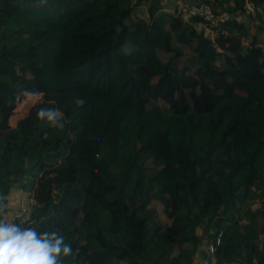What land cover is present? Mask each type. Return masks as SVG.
I'll list each match as a JSON object with an SVG mask.
<instances>
[{
	"label": "trees",
	"instance_id": "16d2710c",
	"mask_svg": "<svg viewBox=\"0 0 264 264\" xmlns=\"http://www.w3.org/2000/svg\"><path fill=\"white\" fill-rule=\"evenodd\" d=\"M199 1L229 14L212 34L159 0H0V223L31 191L19 228L63 237L58 264H192L203 224L222 229L205 264H264V199L237 218L264 193V41L245 0Z\"/></svg>",
	"mask_w": 264,
	"mask_h": 264
},
{
	"label": "rangeland",
	"instance_id": "374dc122",
	"mask_svg": "<svg viewBox=\"0 0 264 264\" xmlns=\"http://www.w3.org/2000/svg\"><path fill=\"white\" fill-rule=\"evenodd\" d=\"M159 1L162 5L161 10H159V11L175 14V11H176L175 9L178 8L183 2H185V1L198 2L199 0H159ZM245 4L249 7L248 11H250V13H252V19H250V20L248 19L249 21H248L247 25L250 27L251 30H255L256 25H259L260 32H259L258 36L261 39H263V41H264V16L263 15L258 16L257 13L254 12L255 7L248 0H245ZM132 14L134 16H142V17L147 18L148 17V10H147L146 6L142 5V6H139L136 10H134V12ZM185 18H186V16H185ZM216 21L217 20H215V22ZM215 22H212L211 26H200V25H196V26L199 29H200V27H202L204 32H206V33L209 32L212 34L211 28L216 26ZM186 53H189V52H186ZM185 59H186V56L182 57L179 60V62L177 63V65H181L185 61ZM72 65H73L72 61L67 60L64 64L65 70L69 69ZM40 97H41V93L27 94L25 96V98L21 101V103H19L15 107V109L13 110V113L10 115V117L8 119L9 124L11 126H13L15 124V121L18 118L22 117L27 112L28 108L32 104H34L37 100H39ZM162 152H163V150L160 149V153H162ZM14 189H16L17 191H14L13 194L11 193L12 195L10 194L12 196V198L8 202H6V204H5V207H8L9 210L5 211L3 216H2L1 222L4 224H14V223L10 222V218H11L13 211L15 209H17L18 200H19L20 196H26L28 193L29 194L32 193L31 191H27V190L26 191L20 190L19 187H15ZM18 190H20V191L18 192ZM248 198H249L248 203L244 202L241 204L240 212L237 215L238 222H239L238 224H241V225L244 223H248L250 221V219L242 217V214H243L245 209L246 210L249 209L251 212L255 209H258V211L263 210L262 209V201L264 199V193H262L260 189H256V188L252 189ZM148 206L152 207L154 209V215H155V219L157 221L162 222V223L168 222V220L166 219L165 214H164L163 205L161 204L160 201H158L156 199H152L149 202ZM258 218L260 220V223L264 222V218L262 217V214H260L258 216ZM204 226H205V224L196 228V232L199 235L200 242L197 245L198 249L194 255L192 264H205L204 261H207V257H209L207 255L210 254L213 251V249L215 248V245H216L215 243L217 241L216 237L219 236L220 234H222L221 233L222 229H220L216 233L215 238L212 239L211 237L207 236L206 231L204 232ZM209 232L213 234L214 230L209 229ZM220 237H221V235H220ZM263 238H264V233L262 235H259V243H261V240L263 241ZM211 243L213 244L212 250L210 248ZM204 253H206V254H204ZM207 263L212 264L213 262L210 260ZM231 264H243V263H241L239 261L236 263V261H234V262H231Z\"/></svg>",
	"mask_w": 264,
	"mask_h": 264
},
{
	"label": "clouds",
	"instance_id": "9594fccd",
	"mask_svg": "<svg viewBox=\"0 0 264 264\" xmlns=\"http://www.w3.org/2000/svg\"><path fill=\"white\" fill-rule=\"evenodd\" d=\"M37 117L56 126L55 111L42 108ZM71 252L70 245L55 233H37L31 228L0 223V264H58L61 254L67 256Z\"/></svg>",
	"mask_w": 264,
	"mask_h": 264
},
{
	"label": "built area",
	"instance_id": "2783aa9c",
	"mask_svg": "<svg viewBox=\"0 0 264 264\" xmlns=\"http://www.w3.org/2000/svg\"><path fill=\"white\" fill-rule=\"evenodd\" d=\"M247 8L249 7L247 6ZM175 10L176 11L174 15L176 16L179 17L198 16V17H202L205 20H208L210 24L212 22H215V20L217 21L226 20L229 17V14L226 11H221L219 14L215 15L213 13L212 7L204 1H198V2L185 1ZM217 21L215 23H217ZM33 203H34V199L32 193L31 194L28 193L26 196H20L18 200L17 209L13 211L10 218V222L14 223L19 227H22L30 223L31 207ZM220 235L216 237L217 241L215 244L219 242ZM212 243L210 244L211 250L213 248Z\"/></svg>",
	"mask_w": 264,
	"mask_h": 264
}]
</instances>
